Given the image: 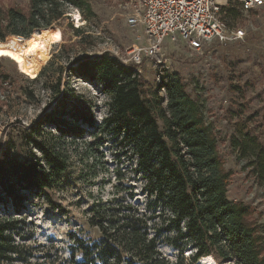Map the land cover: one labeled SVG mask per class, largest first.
I'll return each instance as SVG.
<instances>
[{"label":"rangeland","instance_id":"rangeland-1","mask_svg":"<svg viewBox=\"0 0 264 264\" xmlns=\"http://www.w3.org/2000/svg\"><path fill=\"white\" fill-rule=\"evenodd\" d=\"M90 2L93 15L88 22L77 8H72L70 20L54 24L59 28L60 40L45 35L52 39L50 56L37 74L22 73L9 57H0L1 70L9 75V80L0 84V153L11 149L12 154H26L34 149L40 155L34 145L39 141L62 152L68 162L67 169L55 175L47 195L22 189V204H14L10 198L0 203L1 217L20 220L13 237L24 246L27 261L16 264H69L73 258L79 259L80 253L74 251L76 240L101 237L99 229L90 223V208L97 200L109 201L116 196L130 200L133 194L130 201L142 208L148 201L144 172L125 133L113 125L107 126L105 132L99 131L111 114L112 98L96 77L97 70L87 75L68 66L75 58L95 59L106 51L127 64L134 63L132 48L149 44L144 28L131 27L127 21L139 8L140 0ZM238 2L229 0L224 16L232 26L246 31L244 40L217 42L208 50L194 51L184 42L167 39L160 52L143 58L138 70L143 97L165 98V107L168 100L160 72L167 70L181 78L204 122L217 137L220 157L229 174V199L251 208L249 219L259 227L258 234L264 239V180L255 159V154L264 150V6L245 11ZM0 3L3 8L29 7V0ZM70 22L84 29L82 36L76 35ZM6 46V41L0 43V49ZM54 58L57 63L32 83L30 79L36 78ZM58 65L65 67L62 92L59 99L51 101L49 88L57 83ZM31 91L33 95L28 97L26 93ZM75 108L92 115L93 126L73 113ZM50 112L54 121L38 125ZM159 124L163 127L161 119ZM246 143L249 146L244 149ZM159 249L172 261L180 255V250L166 241ZM191 250L187 248L184 256L190 257ZM262 257L264 264V251Z\"/></svg>","mask_w":264,"mask_h":264},{"label":"trees","instance_id":"trees-1","mask_svg":"<svg viewBox=\"0 0 264 264\" xmlns=\"http://www.w3.org/2000/svg\"><path fill=\"white\" fill-rule=\"evenodd\" d=\"M72 8H77L87 22L93 15L90 0H29L27 10L18 5L3 8L0 3V43L9 36L52 35L60 40L54 24L70 20ZM69 25L82 36L83 28L74 27L72 22ZM56 63V58L50 60L31 82L42 79ZM68 66L87 75L97 70L96 77L112 98L111 114L99 131L113 125L125 133L138 155L148 198L144 208L130 201L133 194L130 200L116 196L95 201L90 208V223L99 229L101 237L77 239L74 251L80 258H73L69 264H196L204 256H213L220 263L263 264L264 239L249 219L251 208L229 199V174L220 157L217 137L181 78L167 70L160 72L168 100L165 107V98L143 97L139 65L127 64L109 51L95 59L75 58ZM64 68L57 67V83L49 88L51 101L59 99L62 92ZM1 69L0 60V84L9 80ZM33 92L26 95L30 97ZM75 112L93 126L92 115L77 108ZM54 119L50 112L38 125ZM78 133L82 134L79 127ZM34 145L40 155L34 149L26 154H12L11 149L0 153V203L10 198L14 204H22V189L47 195L55 175L67 169V156L62 152L39 141ZM248 146L246 143L244 149ZM255 155L259 176L264 180L263 148ZM19 221L14 216H0V264L27 261L24 246L13 237ZM163 241L180 250L177 260L161 253L159 245ZM187 248L192 249L190 257L184 256Z\"/></svg>","mask_w":264,"mask_h":264},{"label":"built area","instance_id":"built-area-1","mask_svg":"<svg viewBox=\"0 0 264 264\" xmlns=\"http://www.w3.org/2000/svg\"><path fill=\"white\" fill-rule=\"evenodd\" d=\"M229 0H140L128 16L131 27H143L149 38L145 46L132 48L134 64L160 52L164 41L184 42L194 51L208 50L214 44L244 40L246 31L235 28L224 16ZM250 11L264 6V0H239Z\"/></svg>","mask_w":264,"mask_h":264},{"label":"bare ground","instance_id":"bare-ground-1","mask_svg":"<svg viewBox=\"0 0 264 264\" xmlns=\"http://www.w3.org/2000/svg\"><path fill=\"white\" fill-rule=\"evenodd\" d=\"M52 39L45 36H34L24 38L20 36H9L6 39L7 46L2 53L13 60L22 73L37 74L50 56V43ZM196 264H218L212 256L202 257Z\"/></svg>","mask_w":264,"mask_h":264},{"label":"snow or ice","instance_id":"snow-or-ice-1","mask_svg":"<svg viewBox=\"0 0 264 264\" xmlns=\"http://www.w3.org/2000/svg\"><path fill=\"white\" fill-rule=\"evenodd\" d=\"M0 55H11V53H2V52H0Z\"/></svg>","mask_w":264,"mask_h":264},{"label":"water","instance_id":"water-1","mask_svg":"<svg viewBox=\"0 0 264 264\" xmlns=\"http://www.w3.org/2000/svg\"><path fill=\"white\" fill-rule=\"evenodd\" d=\"M21 37V36H20Z\"/></svg>","mask_w":264,"mask_h":264}]
</instances>
